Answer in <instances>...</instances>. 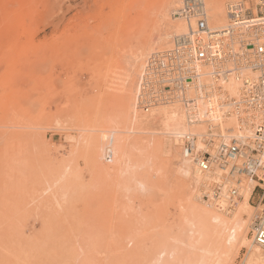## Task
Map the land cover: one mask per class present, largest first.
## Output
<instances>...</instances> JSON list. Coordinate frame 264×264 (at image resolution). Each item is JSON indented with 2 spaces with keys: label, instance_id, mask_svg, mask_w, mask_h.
Wrapping results in <instances>:
<instances>
[{
  "label": "rangeland",
  "instance_id": "obj_1",
  "mask_svg": "<svg viewBox=\"0 0 264 264\" xmlns=\"http://www.w3.org/2000/svg\"><path fill=\"white\" fill-rule=\"evenodd\" d=\"M160 1L0 0V264H253L239 241L198 243L188 205L209 209L191 190L193 164L182 172V140L162 130L154 108L138 111L145 69L135 74L133 56L144 33L165 36ZM167 33L161 48L172 50ZM112 130L124 144L108 165ZM97 135L109 177L90 156ZM129 158L137 168L124 180ZM249 204L251 222L258 199Z\"/></svg>",
  "mask_w": 264,
  "mask_h": 264
},
{
  "label": "built area",
  "instance_id": "obj_2",
  "mask_svg": "<svg viewBox=\"0 0 264 264\" xmlns=\"http://www.w3.org/2000/svg\"><path fill=\"white\" fill-rule=\"evenodd\" d=\"M241 5L230 3L228 14L232 20L242 15ZM186 10L191 11L189 15L193 14L192 11H197L199 15L196 29L192 32L194 42L181 41L174 50L156 52L149 57L137 95L138 105L148 110L151 102L167 95L166 100H180L184 104L190 121H199L202 107L197 99L190 96L188 89H192L196 78H199L198 68L201 65L217 63L218 71L223 72L214 75L206 98L211 103L228 105V114L235 117L239 127L251 130L252 134L242 138H235L231 134L226 137L207 136V150L204 151L197 150L192 137L186 136L182 138L183 153L185 157H192L196 167L204 174L215 168L226 174L208 187V194L201 198L203 203H210L220 210H234L241 198L234 179L244 177L242 180L255 183L251 198L256 197L258 205L252 218L251 236L254 244L264 247V40L259 42V38H256L264 35V0H258L256 10L260 21L257 24L233 25L219 32H212L208 28L203 4L196 2ZM247 33L250 35L246 36ZM234 40L238 44H233ZM242 47L245 51H242ZM227 61L245 65L248 67L246 71H251V75L244 77L237 97H230L219 83L225 74L232 75L229 68L222 67ZM195 90L198 88L195 87ZM206 108L214 113L216 107ZM225 186L230 187L231 194H223Z\"/></svg>",
  "mask_w": 264,
  "mask_h": 264
},
{
  "label": "bare ground",
  "instance_id": "obj_3",
  "mask_svg": "<svg viewBox=\"0 0 264 264\" xmlns=\"http://www.w3.org/2000/svg\"><path fill=\"white\" fill-rule=\"evenodd\" d=\"M94 2H99V0H94ZM196 2L203 4L204 9L206 10V14H209V18H207V15H206L207 26L212 32H219V31L224 30L225 28H230L233 25L253 26V24L255 23L257 24V22L260 21V19L258 18L259 16L258 12L256 10V7L258 5V0H228L225 4H223L225 0H197V1L161 0L160 8L163 14V22L165 26L167 27V30H171L172 33L176 35L174 48L172 50H174L175 47L177 46V43L181 41L185 42V41L191 40L192 42H194L195 38L192 32L196 29L197 19L199 18V15L196 14L197 11H192L193 14L189 15L191 11L186 10V8L189 6H192V4H195ZM230 3H233V4L242 3L241 5L243 6L242 15L238 16L236 20H232L231 19L232 16L228 14V7ZM173 6H176V7L173 13V17L171 19L173 20V23H172L171 21H168L169 19L167 17L169 15L168 14L169 9ZM207 8H209L210 11H207ZM160 18H162L161 15H160ZM151 20L148 18L144 19L145 27L143 29L149 28L148 26L151 24L152 22ZM167 30H166L165 36L159 37L156 40V42L153 40L154 38L152 35L147 36L144 33L143 36H141L142 37L141 46H139V48L137 49V51L134 53V56H133L134 57L133 63L134 62L136 63L134 67L135 74L137 72L141 73V71L145 69L147 55H149L148 53H150L152 50H155V47H153V44L156 47H158V50L160 52L169 51L168 48H165V49H163L164 47L161 48L162 47L161 45H165V43L168 41L167 39L171 38V36H169V33H167ZM116 32L117 31H115V33ZM248 35L250 34L247 33L246 36ZM138 38H140V36ZM256 38L257 39L259 38L258 41L261 42V40L262 41L264 40V35H258ZM109 41L110 40L107 39V42ZM167 44L169 45V43ZM233 44H238V43L234 40ZM242 51H245L244 47H242ZM237 63L235 61H227L224 65H222V67L229 68V70L232 72V75L230 76H227V74H225L224 75L225 77H223V79L221 78V81L219 82L221 84V87L223 88V91L227 93L230 97H237L239 95L241 86L243 84L244 77L251 75V71L249 70L246 71L248 69L247 66L245 65L240 66ZM218 67L219 66H217V63L201 65L198 68L199 78L197 77L194 83V86L198 88V90H195L194 86H193L194 88L191 87L192 89H188L189 90L188 93H191L190 96L197 99L200 107H202V109L200 110V114H199V117L201 119L199 121H196V122L190 121L189 114L187 110L185 109L184 104L181 103L180 100H174V99H172V101L166 100L165 98L167 95L160 96L158 100L151 102V107L148 110L142 109L138 105V111H140V113L142 114H145L142 116L147 117L151 114L154 108V112L161 119V123H160L161 128L167 135H171L172 137H174V139H180V140H183L182 138H185L186 136H191L192 137L191 140H192V143L194 144V147H196L197 150H201V151L207 150V147L205 146L207 136L212 137L215 135V136L226 137L227 133L228 135L231 134L235 138H242V137L250 136L252 134V131L249 129H243L239 127V123L237 122L235 117L233 115L228 114L229 112V108H227L228 105L211 103L209 101L210 99L206 98L208 97V94H207L208 87L213 83L214 75H217L218 72L219 73L223 72V70L222 72L218 71ZM142 77H140L139 79L137 95L141 87L140 83H141ZM134 97L133 99L128 98V102H127L128 113L130 115L134 113V110L136 107V99L134 100ZM137 104H138V96H137ZM212 106L216 107L214 110V113L209 112L207 108L205 109V107L211 108ZM136 124H138V122ZM119 133H117V131L115 132L112 130L110 134L108 135L107 145L105 146V149L103 152V161L108 165L114 162L117 163L118 159H121L119 158V156L123 150L122 144L124 143L121 142L122 136L116 138V136H118L117 134ZM104 136L103 135L92 136L89 141V149H90V156L92 157L93 160H95V164L98 168L99 173L101 175L108 176V175H111L112 172L114 174V171H110L109 169L105 167L103 168L101 164L98 163L99 156H100L99 154L100 149L102 147V143H104ZM124 151H125V148H124ZM188 158L190 162L186 161L184 163L183 170L182 168L181 170L182 172L186 174L187 173L190 174L191 167H192L190 163L193 164L194 180L191 183V190L195 194L196 200H198V202H202L201 200L202 196L206 193L208 194L209 192L208 187L214 185L215 184L214 181L218 182V180H220L221 177L223 175L225 176L226 174L224 173V171H221V169L219 168L212 169L210 172L204 174L200 172L198 167H196L195 163L193 162L194 159H192V157L190 156ZM134 163L135 162L132 161V158L128 159L127 164H126L125 175L122 177V179L125 180L126 178L125 176H128L130 174V172L132 171L134 167L133 165ZM135 166H138V164L137 165L135 164ZM243 178L244 177H240V179L238 178L234 179V185L235 186L237 185L239 187L238 195H241V198L240 200H238L237 205L235 206L234 210L233 209L220 210L210 203L202 202V205L209 209L208 211H204L203 209L200 210L197 205H196L197 207L196 206L194 207V206L188 205L189 202L187 203L188 209L190 210V213L192 214L193 219L195 218V220L199 223V226H200L198 230L194 229L195 231L193 230L192 233L193 234L196 233L198 235V238H197L198 243H203V245L207 244L211 247L213 246V249L214 247L218 245L219 239H224L223 240L224 244L229 247L232 246L236 241H239L240 245L250 246L249 262L253 264H264V247H260L254 244L253 238L252 240H248V237L246 235L247 231L251 230L252 228V221L250 222L249 220L252 214L251 209H250L251 206L249 204V199L254 194L253 190H254L255 183L253 181H248L247 179L242 180ZM244 182L247 183L249 186L244 188L242 186ZM231 186H233V182L231 183ZM222 190H224L223 191L224 195H227L226 192L231 194V192H229L230 187L225 186ZM242 199H243V204H241V207L236 212V208L238 207ZM218 213L221 214V216L223 215L224 217L230 218V219H228L227 221L225 220L226 218L225 219L223 217L221 218ZM224 244L221 243V245H218V246L220 247L222 246L221 248H223ZM215 250L216 251L219 250V247ZM206 261L208 260L206 259ZM200 262L199 263L197 262L195 264H201L202 262L201 263ZM206 263L207 262H205V264ZM241 264H245V262H242Z\"/></svg>",
  "mask_w": 264,
  "mask_h": 264
}]
</instances>
